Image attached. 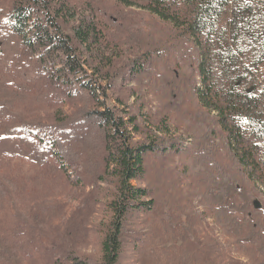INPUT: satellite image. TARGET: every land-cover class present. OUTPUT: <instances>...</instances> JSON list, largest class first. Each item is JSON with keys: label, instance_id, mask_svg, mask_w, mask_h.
Segmentation results:
<instances>
[{"label": "rangeland", "instance_id": "obj_1", "mask_svg": "<svg viewBox=\"0 0 264 264\" xmlns=\"http://www.w3.org/2000/svg\"><path fill=\"white\" fill-rule=\"evenodd\" d=\"M67 1L100 24L103 46L113 56L111 102L120 98L130 115L141 124L147 119L153 130L167 120L174 137L184 141L180 153L149 158L140 183L153 190L158 210L126 223L119 264H264V187L246 180L222 146L214 113L197 107L196 53L188 40L145 11V0L132 7L116 0ZM14 2L0 0V264H102L116 183L105 169L101 141L75 144L78 169L66 174L54 162H35L31 141L9 135V128L24 124H56L59 112L64 122L77 120L95 106L82 94L69 98L58 82L41 84L34 61L19 58L20 41L5 25ZM230 13L231 7L224 26ZM157 50L142 76L128 74L135 58ZM253 72L254 84L264 87V65ZM222 168L244 184L247 197L240 193L239 205L218 200ZM198 240L216 246L197 253Z\"/></svg>", "mask_w": 264, "mask_h": 264}, {"label": "trees", "instance_id": "obj_2", "mask_svg": "<svg viewBox=\"0 0 264 264\" xmlns=\"http://www.w3.org/2000/svg\"><path fill=\"white\" fill-rule=\"evenodd\" d=\"M116 2L142 5L139 0ZM141 7L169 22L181 39L188 40L196 53L192 97L197 107L214 113L222 146L246 180L264 187V87L259 89L253 82V70L264 65V0H145ZM230 7L227 27L223 17ZM6 19L9 32L20 41L19 58L34 61L41 84L42 80L47 85L58 82L69 98L82 94L95 105L77 120L64 122L66 117L59 112L56 124H24L9 128V135L31 141L35 162L46 166L54 162L66 174L78 169L75 144L101 141L105 169L116 183L102 264H119L126 223L136 214L155 215L158 210L153 190L140 183L149 172V158L180 153L184 141L174 137L167 120L151 122L153 130L147 119L141 124L130 115L120 98L116 104L111 102L109 92L116 88L113 56L103 46L94 14L79 15L67 0H15ZM159 54L157 50L144 60L135 58L128 74L142 76L149 59ZM141 133L146 137L139 139ZM217 175L218 200L239 205L240 196H246L244 184L237 185L224 168ZM194 243L202 254L216 246L201 240ZM72 263L83 264L77 259Z\"/></svg>", "mask_w": 264, "mask_h": 264}]
</instances>
